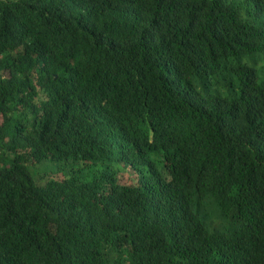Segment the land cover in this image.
Listing matches in <instances>:
<instances>
[{
  "label": "trees",
  "instance_id": "obj_1",
  "mask_svg": "<svg viewBox=\"0 0 264 264\" xmlns=\"http://www.w3.org/2000/svg\"><path fill=\"white\" fill-rule=\"evenodd\" d=\"M0 264H264V0H0Z\"/></svg>",
  "mask_w": 264,
  "mask_h": 264
},
{
  "label": "rangeland",
  "instance_id": "obj_2",
  "mask_svg": "<svg viewBox=\"0 0 264 264\" xmlns=\"http://www.w3.org/2000/svg\"><path fill=\"white\" fill-rule=\"evenodd\" d=\"M45 165H47V164L46 163H43L42 165L33 167L31 169V171H32L33 174L40 173L39 175H37V181L39 183H44L46 181V179H47V175L43 174L44 166ZM41 175L43 177H41ZM136 177L137 176H133L132 174L130 175V172H126V173L120 175L119 180H120L121 183L128 182V183H130L132 185H135L136 184Z\"/></svg>",
  "mask_w": 264,
  "mask_h": 264
}]
</instances>
